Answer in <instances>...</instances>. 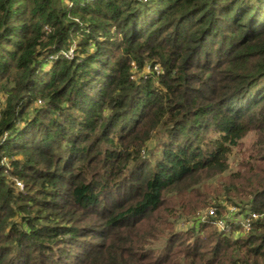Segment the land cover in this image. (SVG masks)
<instances>
[{
	"label": "trees",
	"instance_id": "trees-1",
	"mask_svg": "<svg viewBox=\"0 0 264 264\" xmlns=\"http://www.w3.org/2000/svg\"><path fill=\"white\" fill-rule=\"evenodd\" d=\"M0 97V264H264V0H0Z\"/></svg>",
	"mask_w": 264,
	"mask_h": 264
},
{
	"label": "rangeland",
	"instance_id": "rangeland-1",
	"mask_svg": "<svg viewBox=\"0 0 264 264\" xmlns=\"http://www.w3.org/2000/svg\"><path fill=\"white\" fill-rule=\"evenodd\" d=\"M72 50H73V48H68V51H62V52H60V55H62L63 57H70ZM0 99H1V97H0ZM254 142L255 141H254L253 134H249L248 136L244 137L241 140V142H240V145H241L240 148L233 150L232 154L229 157V163H228V170H229V172L232 173V172H235L238 169V164L242 160L241 159L242 158L241 152L242 151H245L248 148H251V146H252V144ZM16 186L20 188V184L19 183H16ZM232 209H234V210H232ZM239 212H241V214H239ZM223 213H224L223 218H220V219H222L224 221H226V220L227 221H229V220H235V221H237L238 219H241V216L244 217V219H246V210L242 211V209H240L238 211V210H235V208H226ZM238 214L241 215V216H239ZM193 227H194L193 224L180 223L179 226L177 227V229L184 231V230L192 229ZM233 235L235 237H237L240 234L238 232H234Z\"/></svg>",
	"mask_w": 264,
	"mask_h": 264
},
{
	"label": "built area",
	"instance_id": "built-area-1",
	"mask_svg": "<svg viewBox=\"0 0 264 264\" xmlns=\"http://www.w3.org/2000/svg\"><path fill=\"white\" fill-rule=\"evenodd\" d=\"M232 210H234V209H232ZM208 215L209 216H214V210H209L208 211ZM250 218H252V219H254V218H256L255 217V214H251V217ZM250 218H246V219H244L243 217H241V219H238L237 221H235V220H229V221H231V222H239L240 221V224H241V226H242V228H243V231L244 232H248L249 231V229H250ZM228 221V222H229ZM216 227L219 229V230H221V231H225L226 233H228L229 231H230V226L227 224V222L226 221H224V220H222V219H220V220H218L217 222H216Z\"/></svg>",
	"mask_w": 264,
	"mask_h": 264
}]
</instances>
